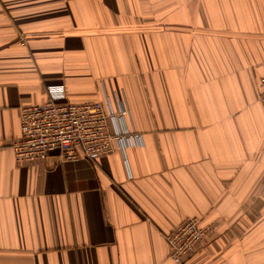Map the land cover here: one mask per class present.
I'll list each match as a JSON object with an SVG mask.
<instances>
[{
    "label": "crops",
    "instance_id": "0c3cea01",
    "mask_svg": "<svg viewBox=\"0 0 264 264\" xmlns=\"http://www.w3.org/2000/svg\"><path fill=\"white\" fill-rule=\"evenodd\" d=\"M264 0H0V264H264ZM102 101L139 146L18 163L20 109Z\"/></svg>",
    "mask_w": 264,
    "mask_h": 264
},
{
    "label": "built area",
    "instance_id": "2783aa9c",
    "mask_svg": "<svg viewBox=\"0 0 264 264\" xmlns=\"http://www.w3.org/2000/svg\"><path fill=\"white\" fill-rule=\"evenodd\" d=\"M264 101V74L259 80ZM45 103L25 104L20 109L21 135L12 144L18 163L46 160L51 155L61 163L84 157L89 160L142 145L136 131L124 133L119 117L129 112L124 101L117 99L118 109L105 96L102 101L74 103L65 101L62 85L48 87ZM207 228L197 217L187 218L166 235L170 256L183 264L187 255L203 239Z\"/></svg>",
    "mask_w": 264,
    "mask_h": 264
}]
</instances>
